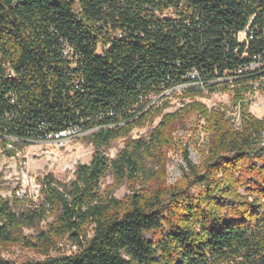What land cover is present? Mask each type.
Masks as SVG:
<instances>
[{
  "label": "trees",
  "instance_id": "trees-1",
  "mask_svg": "<svg viewBox=\"0 0 264 264\" xmlns=\"http://www.w3.org/2000/svg\"><path fill=\"white\" fill-rule=\"evenodd\" d=\"M246 26L251 39L240 43ZM262 49L264 0H0V139L97 127L86 135L91 158L73 179H41L40 206L16 212L15 194L0 196V245L55 215L33 244L43 259L0 264H264V119L245 105L236 127L198 101L173 112L149 106L193 69L190 82L202 84L187 89L215 91L216 78ZM260 78L264 67L233 84ZM195 113L206 119L207 152L197 164L186 156L182 181L167 185L171 133ZM158 116L147 139L126 140L114 159L105 154ZM108 172L114 183L102 190ZM123 181L132 192L116 199ZM85 227L90 234L79 235ZM65 234L76 250L49 257Z\"/></svg>",
  "mask_w": 264,
  "mask_h": 264
},
{
  "label": "rangeland",
  "instance_id": "rangeland-1",
  "mask_svg": "<svg viewBox=\"0 0 264 264\" xmlns=\"http://www.w3.org/2000/svg\"><path fill=\"white\" fill-rule=\"evenodd\" d=\"M186 87V86H185ZM185 87H175L166 90L158 96H151L149 106L164 107L163 112H173L181 106L191 102H201L208 111L220 108L234 126H238L242 116V107L259 119H264V86H251L248 82L243 84L223 83L215 91H201L191 93ZM238 95V96H237ZM241 112V113H240ZM160 120L155 117L153 122L149 119L142 124L134 126L126 135L118 137L105 148V154L114 159L117 152L124 146L128 139H147L150 130ZM209 133L206 119L198 113L190 114L183 122L176 123L171 133V146L165 152V183L174 185L182 181L185 157L193 163H199L203 154L207 152ZM93 145L86 139V135L71 139L64 146L58 147L44 141H29L11 149L13 155L9 156L3 146H0V196L11 199V195L18 188L24 189L23 196H15L19 200L14 205L16 212L22 211L28 204L39 205L41 202V179L49 176L60 183H67L74 178V170L78 164L89 162L93 153ZM112 172L106 173L100 179L102 190L113 185ZM141 185L136 186L140 189ZM132 189L123 181L114 187L112 194L116 199H122L131 194ZM196 193V189L191 190ZM243 192V189H240ZM40 206V205H39ZM55 219L53 213H48L47 218L38 224L21 229L23 241L0 245V257L21 263L26 260H41L44 256L37 251L36 235L45 230L48 224ZM83 232L90 234L89 228ZM147 239L151 233L145 234ZM29 241V242H26ZM72 240L65 234L50 248L49 257H59L72 251Z\"/></svg>",
  "mask_w": 264,
  "mask_h": 264
},
{
  "label": "built area",
  "instance_id": "built-area-1",
  "mask_svg": "<svg viewBox=\"0 0 264 264\" xmlns=\"http://www.w3.org/2000/svg\"><path fill=\"white\" fill-rule=\"evenodd\" d=\"M236 38L238 42L240 43L246 41L247 39H251V34L249 33L248 26H246L243 30L238 31L236 33ZM64 52L66 55L71 54V50L69 48H65ZM263 67H264V49H262L261 52L259 53L252 54L249 57V59H247L246 62L242 63L241 65H238L230 73L229 72L225 73V76L216 78L215 82H220L221 84L223 83L232 84L233 81L237 79L239 76H243L244 74L254 73L258 70H261ZM10 72L12 73L11 70ZM196 77H197L196 70L194 69L190 70L185 76L186 78L185 82L178 84L176 86H173L169 89H173L175 87H181V86L182 87L186 86L185 88H189L190 86L201 85L202 83L200 81L190 82ZM248 83L254 87H257V86L261 87V86H264V78L254 79V80L251 79L248 81ZM169 89H166V90H169ZM152 96H158V95H152ZM150 99H151V96H150ZM96 129L97 127L83 128L82 126L75 124V125L68 126L56 132L47 133L46 136L41 139H22L21 140V139L14 138L11 136L3 135L4 139L3 138H2L3 140L0 139V146H3L4 149H16L17 145H21L29 141H44L46 143L53 144L58 147H62L67 142H69L71 139L79 137V136L87 135ZM261 145H264V135H263ZM15 194L17 196H23L24 189L18 188L15 191ZM71 247H72V251L76 250L75 245L72 244Z\"/></svg>",
  "mask_w": 264,
  "mask_h": 264
}]
</instances>
